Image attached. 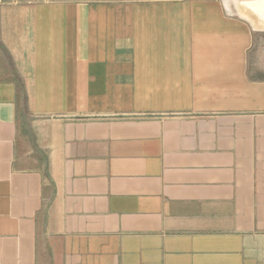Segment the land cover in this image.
<instances>
[{"label":"crops","instance_id":"0c3cea01","mask_svg":"<svg viewBox=\"0 0 264 264\" xmlns=\"http://www.w3.org/2000/svg\"><path fill=\"white\" fill-rule=\"evenodd\" d=\"M0 264H264V0H0Z\"/></svg>","mask_w":264,"mask_h":264},{"label":"rangeland","instance_id":"374dc122","mask_svg":"<svg viewBox=\"0 0 264 264\" xmlns=\"http://www.w3.org/2000/svg\"><path fill=\"white\" fill-rule=\"evenodd\" d=\"M27 168H38V166L37 167L28 166Z\"/></svg>","mask_w":264,"mask_h":264}]
</instances>
